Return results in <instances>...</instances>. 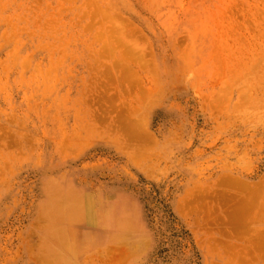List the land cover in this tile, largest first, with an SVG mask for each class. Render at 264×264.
I'll list each match as a JSON object with an SVG mask.
<instances>
[{
    "label": "rangeland",
    "instance_id": "374dc122",
    "mask_svg": "<svg viewBox=\"0 0 264 264\" xmlns=\"http://www.w3.org/2000/svg\"><path fill=\"white\" fill-rule=\"evenodd\" d=\"M0 264H264V0H0Z\"/></svg>",
    "mask_w": 264,
    "mask_h": 264
},
{
    "label": "bare ground",
    "instance_id": "6f19581e",
    "mask_svg": "<svg viewBox=\"0 0 264 264\" xmlns=\"http://www.w3.org/2000/svg\"><path fill=\"white\" fill-rule=\"evenodd\" d=\"M127 52H129L128 50H127ZM133 128H131V126L129 127V131H131ZM133 133H135L134 135H136L137 133L136 132H131V134H133ZM241 203L242 202H245L246 201V199H241V200H239ZM236 208L235 209H237L238 210V207H237V205L235 206ZM234 214H236V215H238V213L237 212H234Z\"/></svg>",
    "mask_w": 264,
    "mask_h": 264
}]
</instances>
